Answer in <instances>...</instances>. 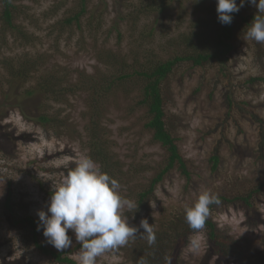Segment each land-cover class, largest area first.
Returning <instances> with one entry per match:
<instances>
[{
	"label": "rangeland",
	"instance_id": "374dc122",
	"mask_svg": "<svg viewBox=\"0 0 264 264\" xmlns=\"http://www.w3.org/2000/svg\"><path fill=\"white\" fill-rule=\"evenodd\" d=\"M10 1L16 9L14 22L25 30L28 40L8 37L0 58L39 56L43 63L18 91L35 85L50 72L64 77L63 85L71 91L64 93L60 101L37 94L17 100H5L0 95V133L6 137L0 141V264H49L42 254L24 248L9 226L2 206L8 190L14 210L38 219L37 211H46L50 196L46 192L64 177L61 169L76 165L86 156L92 91V81L87 78L98 80L106 68L97 61L98 48L106 47L129 58L133 54L141 58L144 50L153 51L162 60L189 54L190 47L181 37H189L199 29L211 34L210 28L201 24L211 16L206 9L211 1L200 5L198 0H171L164 11L144 12L135 18L140 3L149 0H83L79 26L73 21L64 28L57 22L76 13L82 0ZM256 11L247 0L239 9L244 17ZM247 27L239 26L223 67L214 62L200 67L181 62L162 84L166 127L185 160L190 180L187 182L177 167L165 174L150 204V214L156 221L194 204L205 191L231 196L264 181V43L247 39ZM149 32L151 35L143 39L142 34ZM3 75L0 65V85L7 91ZM142 87L141 77L133 75L117 82L102 104L105 111L101 124L106 138L113 143V151L124 170L131 163L138 170L118 189L132 202L135 198L131 189H142L166 158L165 149L152 142L151 133L144 128L145 106L137 104ZM40 104L45 107H37ZM44 111L63 123L40 124L36 117ZM213 155L219 158L214 170L210 161ZM255 204L264 220V192ZM126 211L127 207L122 215L132 226H140L142 219L152 223L151 216L140 213L135 218ZM212 216L230 235L246 237L250 250L258 247L264 237V223L254 229L245 226L240 205H219ZM68 235L73 243L67 250L77 262L80 248L71 230ZM121 247L97 257L96 264H131ZM206 248L202 234L192 236L182 253L183 264H216L214 259L206 258Z\"/></svg>",
	"mask_w": 264,
	"mask_h": 264
},
{
	"label": "trees",
	"instance_id": "16d2710c",
	"mask_svg": "<svg viewBox=\"0 0 264 264\" xmlns=\"http://www.w3.org/2000/svg\"><path fill=\"white\" fill-rule=\"evenodd\" d=\"M170 1L149 0L146 4L140 3L135 18H138L144 12H162L168 7ZM207 1L198 0L200 5H205ZM210 1L211 3L206 6V9L211 16L209 19L205 18L201 24L209 27L211 34L206 35L202 29H199L198 31H192V35L189 37L180 36L181 39L183 38L184 43L189 45V54H175L174 57L162 60L153 51L144 50L141 54L142 60H140L141 58L136 54L129 58L126 54L112 51L106 47L98 48L96 51L98 63L106 68L101 71L98 80L93 76L87 78L88 81H92L90 89L92 91L90 111L88 112L86 156L90 157L103 172L114 178L119 184L131 180L137 175L138 170L134 168L132 163L128 170H124V164L117 158L113 151V143L106 138L105 128L101 124L102 114L105 111L103 106L104 96L109 93V90L117 82L125 81L133 75L140 76L143 80L141 99L137 104L145 106L146 121L144 128L151 133V141L158 143L166 151L165 164L142 186V189L136 192L131 189L132 198H135L133 203L137 207L132 210L128 209L126 214L134 215L135 218L140 213L151 216L150 204L155 200V188L170 170L177 167L181 175L186 178V181L189 182L190 180V172L186 168L185 160L179 153L175 138L166 127L164 97L162 95L163 82L167 80L174 67L181 62H189L194 67L214 62L223 67L228 55L233 50V39L239 26L248 25L254 16L244 17L238 11L232 14L231 24L222 25L217 19L216 0ZM15 10V5L10 0H0V49L7 43L8 37L13 40L18 38L28 40L25 30H22L19 24L14 22ZM83 12L84 4L82 0L80 9L76 13L57 22V24L59 27L64 28L66 24L69 25L74 21L79 26L78 21ZM147 35H151V32L143 33V39ZM40 60L39 56L20 59L11 56L0 58V65L4 69L2 80H5V83L9 86L7 91H4L0 85V95L3 96V99H24L37 94L42 95L47 100L60 101L64 93L71 91V88L63 85L65 78L58 77L54 72L42 75L35 85L18 91L29 81L32 72L43 64ZM37 107L43 108L45 106L40 104ZM36 120L40 124L57 125L63 123L58 120L57 116H51L45 111L40 113ZM21 137L24 138L25 135L23 134ZM5 138V134L0 133V141ZM218 160L217 155L210 158L213 170L216 168ZM73 167H75L73 163L63 167L61 169L63 176ZM143 170L147 171L149 168ZM263 192L264 181H261L241 193H234L231 196L228 194L217 195L220 203L210 205L205 226L199 231L190 229L185 221V210L188 207L173 212L171 216L164 217L160 221L154 220L151 216V227L156 237L155 243L149 245L145 234L138 233L135 238H130L121 249L126 253L131 264H183L182 253L188 247L191 237L202 234L207 245L206 258L214 259L216 264H264V237L259 241L258 247H253L250 250L246 237L230 235L225 228H221L216 224L212 216L213 211L219 205H240L244 210L245 226L249 229L257 228L264 223V220L255 202ZM46 194H51V190L47 191ZM2 206L4 208L3 214L6 215L9 226L15 230L24 248H32L42 254L49 260V264H77L69 256L67 249L61 252L52 245L47 244L42 231H37V218L31 217L26 212L19 213L14 210L10 190H8ZM135 227L139 228V226ZM142 231L143 229H140V232ZM76 247L81 248V245L78 243ZM248 250H250L249 254L246 253Z\"/></svg>",
	"mask_w": 264,
	"mask_h": 264
},
{
	"label": "clouds",
	"instance_id": "9594fccd",
	"mask_svg": "<svg viewBox=\"0 0 264 264\" xmlns=\"http://www.w3.org/2000/svg\"><path fill=\"white\" fill-rule=\"evenodd\" d=\"M256 8L248 23L245 37L264 43V0H247ZM245 0H216L218 22L229 25L233 13L243 7ZM119 183L87 156L81 157L63 179L51 187L46 211L38 210L37 231H42L46 242L63 252L72 246L69 230L81 245L78 264H96L97 257L127 244L138 233L145 234L149 245L155 243V234L147 219L140 221L139 228L132 226L122 210L136 208L132 201L122 197ZM216 194L203 192L197 201L185 210L189 228L202 230L208 218L210 205L219 204ZM140 229H143L140 232Z\"/></svg>",
	"mask_w": 264,
	"mask_h": 264
}]
</instances>
